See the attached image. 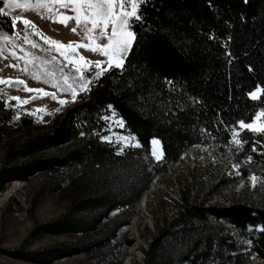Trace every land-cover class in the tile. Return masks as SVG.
<instances>
[{
  "label": "trees",
  "instance_id": "trees-1",
  "mask_svg": "<svg viewBox=\"0 0 264 264\" xmlns=\"http://www.w3.org/2000/svg\"><path fill=\"white\" fill-rule=\"evenodd\" d=\"M140 11L143 21L134 22L135 39L122 65L103 66L91 91L79 93L48 125L4 149L0 191L21 180L35 183L33 204L48 193L66 199L60 215L34 225L21 247L5 253L41 263L78 254L83 264H94L88 263L94 258L95 264H122L105 249L119 244L117 231L136 216L155 178L199 145L231 152L240 177L223 173L205 189L204 181L183 182L173 201L176 213L145 245L141 264L264 260V156L251 151L261 137L241 131L238 139L248 141L241 148L229 131L259 110L260 102L247 93L264 87V0H148ZM0 26L12 30L10 16H0ZM108 107L139 146L118 151L101 139ZM35 123L27 113L14 118L0 97V149ZM154 138L161 143L159 159L151 151ZM251 173L262 181L236 190L237 180ZM53 234L77 238L26 249L33 239Z\"/></svg>",
  "mask_w": 264,
  "mask_h": 264
},
{
  "label": "rangeland",
  "instance_id": "rangeland-1",
  "mask_svg": "<svg viewBox=\"0 0 264 264\" xmlns=\"http://www.w3.org/2000/svg\"><path fill=\"white\" fill-rule=\"evenodd\" d=\"M19 3L22 7L5 9L9 12L10 18L20 17L16 22L15 34L13 29L9 30L5 26H0V32L6 33L8 37L0 39V49L3 50L0 56V79L5 81L0 83V97L7 107L13 110L14 118L27 113L33 116L36 123L25 133L8 139L3 144L0 149V162L6 147L35 134L37 129L48 125L54 114L60 112L66 104L73 103L71 91H64L69 84L73 85L78 94L81 93L80 76L89 74L94 76L97 71L100 72L103 69V66H116L118 61L122 65L127 54V52L123 53L124 58L121 59L119 51L113 53L112 49H109V55L105 56L99 50L98 45L107 44V38L96 40V31L86 34L83 24L77 28L75 19L67 21V26L60 22L65 15L74 17L76 12L72 9L83 7L79 4H68L65 7L67 0H43L42 3H37V0H19ZM24 20L31 21L35 27L28 25L26 28ZM88 27L91 28V24ZM73 28H77L76 33L72 32ZM105 31L110 35L111 24ZM41 32L43 36L40 35ZM25 36L27 41L24 39ZM45 38L49 41L63 42L64 45H68L70 41L78 42L92 50L78 47L75 43L71 48H59L50 42L46 43ZM33 43L37 45L36 48L32 47ZM81 55L86 59L80 60ZM52 56L57 57L54 63L50 62ZM68 59L74 63L69 64ZM97 60L104 61L99 68L89 63V61ZM62 64L65 66L63 76L60 71ZM75 68L81 70L80 73H75L78 77L77 82H74L72 76L68 74L74 73ZM17 81L24 83H17ZM45 81L48 82L45 83ZM27 89H42L43 91H28ZM12 97L20 99H12ZM61 100L67 102L61 104ZM103 118L106 119L108 128L101 136L102 140H105L103 137H107L105 141L116 145L118 151L125 147H133L131 146L133 144L140 145L137 137L132 134L135 140L129 141L130 133L125 129L124 124L121 126L119 122L122 119L114 109L108 107ZM260 124H264V117L257 121L255 126ZM154 139L158 142L151 143V151L154 158L159 159L162 155L161 143L159 139ZM233 145H237L235 141ZM223 173L240 177L239 164L234 160L231 152L220 154L217 146L213 148L191 146L180 156L177 163L168 168L165 174L155 178L149 192L145 193L138 203L136 216L129 224L117 231L115 241L119 244L113 248H106V254L111 255L113 261H121L122 264H141L142 250L145 245L155 234L157 228L176 213L173 201L178 197V189L182 188L184 183L194 185L201 181L206 183L201 185L205 189L214 178ZM253 175L255 174L251 173L239 178L235 189L240 190L245 185L252 187L253 182L250 177ZM261 181L262 179L257 184ZM35 189L36 185L33 182L12 180L5 183V189L0 191V264H83L84 260L78 254L65 256L49 263H41L12 257L5 253L6 250L21 247L34 225L53 220L66 207V199L59 193H48L33 204ZM116 212L117 210L112 211L109 215L113 216ZM250 229L255 230L252 227ZM75 238L77 236L65 234L43 235L30 241L26 249L43 250ZM89 262L95 264L97 259L94 258ZM254 264H264V260L255 257Z\"/></svg>",
  "mask_w": 264,
  "mask_h": 264
},
{
  "label": "snow or ice",
  "instance_id": "snow-or-ice-1",
  "mask_svg": "<svg viewBox=\"0 0 264 264\" xmlns=\"http://www.w3.org/2000/svg\"><path fill=\"white\" fill-rule=\"evenodd\" d=\"M43 0H37V3H42ZM148 3V0H67V3L65 4V7L68 6V4L76 5L79 4L83 6L82 8H73L72 11L76 12V15L74 17H70L65 15L63 17V20L60 21L62 23H65V26H67V21L75 19L77 28H79L82 24L84 27L85 33L96 31V40L107 38L108 43L103 45H98L99 50L101 53L105 56L109 55V49H112L113 53L119 51L121 53V59H123V53L128 52L131 47L132 41L135 39V32L131 29L134 27V22H142L143 21V13L140 11L141 5H146ZM3 7H0V16H9V12L5 11V9H13V8H20L22 5L19 3V0H3ZM130 9V10H129ZM81 12H83V15H81ZM20 19L19 16L11 17V27L14 30L15 34V28H16V22ZM56 22V21H54ZM23 23L25 24L26 28L28 25H32L35 27L34 24H32L31 21L24 20ZM91 24V28L88 27V25ZM111 24V33L108 35L106 33V28L108 25ZM77 28H73L72 32L76 33ZM39 31V30H38ZM40 35L43 36V33L41 32ZM8 38L6 33L0 32V39ZM24 39L27 41V37L25 36ZM46 43H52L54 45H57L59 48L68 47L71 48L72 45L75 43L78 45V47H85L88 48V46L84 44H79L78 42H72L70 41L68 45H64L63 42L60 41H49L47 38H45ZM33 48H36L37 45L35 43L32 44ZM23 50V49H22ZM88 50H92L88 48ZM3 50L0 49V56H2ZM230 55V54H229ZM57 59L56 56H52L50 58V62H55ZM86 58L82 55L80 56V60H85ZM68 63L72 64L74 61L71 59H68ZM89 63L93 64L96 68H99L104 61H89ZM15 67V65H12ZM117 67H120L121 64L118 61L116 64ZM64 65H61L60 71L61 75H65L64 72ZM251 70V69H249ZM80 68H75L74 73H68L72 76V80L74 82L78 81V77L75 73H80ZM51 75V73H48ZM102 75L101 72L97 71L95 75H87V76H80L79 77V84H80V90L83 91H91V87L89 85H92L95 83L96 80L100 78ZM5 81L3 79H0V83H4ZM48 81H45L47 83ZM17 83L23 84V81H17ZM55 86V85H54ZM28 91H43L42 89H27ZM71 91L72 96V102L76 101L77 98V91L73 87L72 84H69L64 91ZM53 96L55 94H52ZM247 96L251 98L253 101H259V110L253 113V117L248 118L246 121L245 119H239L235 122V127L229 126V131L231 132V140L235 141L238 145V147H243L244 144L248 143L247 139L240 138V132L243 130L252 131L253 133L259 135L261 137L260 140H257L254 144L251 146L252 152H257L259 155L264 156V124H260L259 126H255L256 122L259 121L262 117H264V87L261 85H256L253 90L249 91L247 93ZM12 99L19 100V97H12ZM26 102V101H25ZM67 101L61 100L60 103H66ZM59 110V109H58ZM121 126H123V122H119ZM103 139L107 140V137H103ZM129 141L135 140V137H132L131 134H129ZM158 141L153 139L151 141L152 144H156ZM133 147L139 146L138 144L131 145ZM123 151V148L121 149ZM119 154V153H118ZM253 157L249 155L247 157L248 162H252ZM233 167H237V165H233ZM250 179L253 182V187L256 186L257 182L261 180L260 177H257L256 175H253L250 177Z\"/></svg>",
  "mask_w": 264,
  "mask_h": 264
},
{
  "label": "water",
  "instance_id": "water-1",
  "mask_svg": "<svg viewBox=\"0 0 264 264\" xmlns=\"http://www.w3.org/2000/svg\"><path fill=\"white\" fill-rule=\"evenodd\" d=\"M249 231H251V229L248 228Z\"/></svg>",
  "mask_w": 264,
  "mask_h": 264
},
{
  "label": "bare ground",
  "instance_id": "bare-ground-1",
  "mask_svg": "<svg viewBox=\"0 0 264 264\" xmlns=\"http://www.w3.org/2000/svg\"><path fill=\"white\" fill-rule=\"evenodd\" d=\"M258 230V229H257Z\"/></svg>",
  "mask_w": 264,
  "mask_h": 264
}]
</instances>
